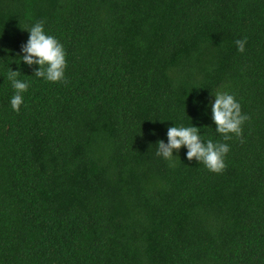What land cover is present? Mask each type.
<instances>
[{"label":"trees","instance_id":"16d2710c","mask_svg":"<svg viewBox=\"0 0 264 264\" xmlns=\"http://www.w3.org/2000/svg\"><path fill=\"white\" fill-rule=\"evenodd\" d=\"M41 20L66 82L22 61ZM181 125L230 146L223 172L156 155ZM0 264H264V0H0Z\"/></svg>","mask_w":264,"mask_h":264},{"label":"clouds","instance_id":"9594fccd","mask_svg":"<svg viewBox=\"0 0 264 264\" xmlns=\"http://www.w3.org/2000/svg\"><path fill=\"white\" fill-rule=\"evenodd\" d=\"M26 30L29 31L30 35L27 42L21 46L22 61L29 66L39 65L34 71L36 77H42L50 82H66L67 61L63 45L56 37L45 33L43 20L37 21ZM246 43L247 37L235 40L237 50L241 53L245 51ZM19 74V70H10L7 77L15 90L10 101L11 107L17 112L23 104V93L29 87L28 82L17 79ZM210 103L212 120L215 123L217 133L223 137L224 141L230 140L235 135L241 138V142H243L242 125L249 117L242 114L241 105L234 95L218 90L214 94V102ZM167 137V143L162 139L157 142L156 155L169 161L170 166H175L173 150L179 152L181 147L185 146L188 149V160L195 159L214 173H221L225 170V157L230 151V146L227 143L214 142L211 139L205 142L200 135V128L193 125L169 127Z\"/></svg>","mask_w":264,"mask_h":264}]
</instances>
